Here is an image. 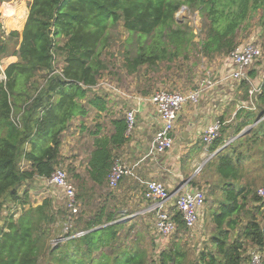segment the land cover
Returning <instances> with one entry per match:
<instances>
[{
  "label": "trees",
  "instance_id": "1",
  "mask_svg": "<svg viewBox=\"0 0 264 264\" xmlns=\"http://www.w3.org/2000/svg\"><path fill=\"white\" fill-rule=\"evenodd\" d=\"M183 7L201 13L204 38L199 52L204 57L228 56L257 12L264 47V0H0V221L9 203L21 210L17 217H6L0 227V264H243L246 245L264 249L259 208L253 212L248 207L261 205L259 187L255 189L256 179H247L245 166L251 161L255 167L258 163L252 161L259 159L264 177V119L242 135L241 149L226 147L211 160L219 177L220 200L212 214L209 246L194 257L176 239L153 257L142 246L139 232L130 238L135 224L123 219L131 213L125 208V194L136 188L143 194L144 187L127 176L117 189L108 184L118 151L127 141L125 115L111 120L110 133L99 135L93 127L94 139L78 142L90 149L85 175L75 166L67 167L74 185L67 178L76 188V214L65 204L55 206L52 197L33 205L19 194L23 182L48 180L59 168L64 134L75 122L82 127L91 108L105 110L104 97L88 93L105 68L100 45L108 29L121 23L137 37L136 54L125 64L129 73H135L188 50L191 32L175 19ZM57 56L63 61L60 67ZM249 75L253 78L255 72L249 70ZM240 83L246 100L250 84ZM252 98L255 109L237 113L243 122L234 135L264 115V82ZM224 132L221 128L220 136L208 145L209 152L224 145ZM189 183L197 186L193 179ZM170 214L178 235L186 229L183 217L175 207ZM244 216L246 222L238 228ZM67 222L73 224L65 238L52 246L50 240ZM77 232L83 233L73 236Z\"/></svg>",
  "mask_w": 264,
  "mask_h": 264
},
{
  "label": "rangeland",
  "instance_id": "2",
  "mask_svg": "<svg viewBox=\"0 0 264 264\" xmlns=\"http://www.w3.org/2000/svg\"><path fill=\"white\" fill-rule=\"evenodd\" d=\"M258 18L259 13L257 12L254 15V19L251 22L252 25L248 29V32L242 33L240 35L238 45L254 42L260 46V48H262V57L253 66H258L259 70L261 71L264 69V47L262 45L261 39L262 31L257 23ZM175 19L177 21V25H180L185 31L191 32V42L188 50L184 51L172 60L161 61L154 67H140L135 73H129L125 67V64L127 58H131L136 54L138 48L137 37L135 35H130L121 26V23H118V25L114 27H110L105 35V41L100 45L101 58L104 61L105 68L99 76V82H110L129 95L149 96L159 90L178 91L183 93L192 90L200 78L204 77L206 70H210V74L212 73L215 79L218 78V72L216 69H218L217 66L220 62L213 61L216 59V57H204L202 54L200 55L199 52L200 41L204 38V21L202 19L201 13L198 10H189L183 7L176 13ZM176 24L172 26L176 27ZM62 42L63 41L59 39L58 43L62 44ZM11 60L12 59H9L7 62H5V64ZM56 63L57 66H62L63 61L60 56L56 57ZM2 69H4V67H2ZM253 72L257 74L258 70L253 69ZM221 87L223 86L220 85L216 88ZM226 88V94L232 92V89L230 88H234L236 90V98H243V91L241 89L240 82H228ZM93 93L101 95L104 98H120L116 94L115 96L114 94L106 93L103 89H100L97 92H89L88 96H91ZM223 95L224 92H221V96ZM213 96L214 95H210L208 98H213ZM231 98H233L232 95ZM246 98H248V94ZM121 101L124 102L120 99L116 100L121 108L119 109L121 112L120 115H123L128 108L127 105ZM92 113L93 111L91 109L88 116L89 119H92ZM253 128H251L249 132ZM74 134L75 133L70 134V130L64 134L63 141L65 142H63L62 150H70V152H73V155L71 157L62 156V163L59 165V168L64 169L67 172L69 180L73 183V185L74 181L67 171V167L74 166L76 157L74 154L75 150L77 152V150L83 149L79 143L77 145L78 147L76 146L75 140L74 142H67V140L70 139V136H74ZM85 137L86 136L80 133L78 142H87ZM201 146L204 147L203 144ZM232 146L233 144L229 145V147ZM257 152L258 150H255V156H258ZM211 160H213V158L207 160V162H204L203 164L201 163L196 166L194 170L196 171L197 168H199V170L197 172L194 171V176L192 177L195 182V186L197 185L196 187H199L205 193V204L201 211L199 221L195 227L192 229L186 228L178 235H176V231H174L165 240H156L154 231L155 215L153 213H148L145 210L149 206V202L143 198L142 194L137 190V188L125 194L127 200L126 207L125 205L124 207L131 213L126 214L123 219H131V223L135 224V228L133 232H131L130 238L135 235V232H139L141 234L140 241L142 246L147 248L149 253L154 255L153 257H155L158 252H161L163 249L167 248L173 239H176V241L180 244V248L185 250L189 257H194L196 253L199 252V249L209 246V238L211 234L214 233L212 214L218 206V200H220L219 177L216 172L215 162ZM252 162L259 164V159L256 158ZM258 164L255 167H252L254 165L251 164V161H249V163H245V166L249 168L246 169V174H248V176L246 175L247 179H250L251 181L256 179L257 186L255 189L264 185V177H262V170H259ZM23 166L25 167L24 163ZM155 180L158 179L155 178ZM118 185L114 189H117ZM210 192L215 193L210 195ZM19 194L23 197L26 196L29 202L33 205L41 202L45 197H52L55 202V206L63 207L64 204L66 205L62 192L54 187H50L47 180L35 178L31 181L23 182L19 187ZM123 199L124 197L121 198V200ZM260 203L261 205L255 204L252 205V207H248L254 212V207L256 208V206H258L259 210L256 213V216L258 220L264 224V202L262 201ZM8 206L10 209L4 212V216H9L12 212L14 217H17L21 211L20 206L13 205L12 203H9ZM245 222V216L241 217L238 228L244 225ZM72 224V222L65 223L63 228L60 230L61 234L55 238H52L50 240V244L53 246L58 242H61L65 238L64 233L66 234L68 232ZM66 226L68 227L66 228ZM245 247L247 250L245 257H247V259L243 264H250L251 253L255 251H258L261 254L262 263L264 264V249L261 250L249 245H246Z\"/></svg>",
  "mask_w": 264,
  "mask_h": 264
},
{
  "label": "crops",
  "instance_id": "3",
  "mask_svg": "<svg viewBox=\"0 0 264 264\" xmlns=\"http://www.w3.org/2000/svg\"><path fill=\"white\" fill-rule=\"evenodd\" d=\"M226 57L227 56H217L216 59L213 60L220 62L217 66L218 69H216L218 72L217 77H220V72L222 73L226 69ZM253 69H257L258 73L255 74L252 80L259 81L260 77L264 74V69L260 71L258 66L251 68V70ZM209 71L210 70H206V72ZM210 75L213 76L212 73ZM227 83V81L219 82L214 88L206 89L198 104L189 103L181 108L171 134L173 140L172 148L166 152H150L152 140L160 126L156 109L151 103H140L137 106L136 124L128 134L125 132L127 141L118 151L119 155L116 160H120L130 168L131 173L127 175V177L137 180L142 187H144L146 181L155 180V178L164 183L168 191L171 194H175L169 201L170 210L175 207L176 192L184 190L191 191L194 188H199L192 187L189 183L194 176V169L196 166L212 159L219 151L229 147L230 144H233V147H237V149H241L239 145L242 135L247 134L251 128L256 127L257 124L264 119L263 117L260 121L255 120L253 123L244 125L242 131L234 135V128L243 122V118H236L237 113L248 109L254 110V99L249 97V95L246 100L243 98H236V90L234 88H230L232 92L226 94ZM220 85L223 87L216 88ZM221 92H224L223 96H221ZM210 95H214L213 98H208ZM231 95L233 98H231ZM104 99L106 102L104 111L98 112L91 108L93 117L92 119L87 118L82 127L81 125L79 126L78 122L74 121L75 125L70 129V134H75L74 136H70L67 142H74L75 140L77 146L80 133L86 136L85 140L87 142L92 141L94 136L90 134L93 127H96L95 130H100L99 135L110 133L111 120L115 117H119L121 113L119 111L121 108L116 100H123L124 102H121L126 104L128 109L133 106L131 100L122 97ZM125 112L123 115H125ZM220 120H223V122ZM215 121L221 123V128L225 130L224 134L226 138L223 146L219 147L214 152H209V144L202 141V132L208 125ZM202 144L204 147L201 146ZM89 149L88 145H86L82 150H77V152L75 150L74 152L76 155L74 166L81 175H85ZM62 155L71 157L73 152L67 149L62 150ZM11 214L13 213L11 212ZM6 217L8 216H4L3 214L0 227L4 226Z\"/></svg>",
  "mask_w": 264,
  "mask_h": 264
},
{
  "label": "built area",
  "instance_id": "4",
  "mask_svg": "<svg viewBox=\"0 0 264 264\" xmlns=\"http://www.w3.org/2000/svg\"><path fill=\"white\" fill-rule=\"evenodd\" d=\"M262 52L260 46L254 42L245 43L236 46L225 60V70L220 77L214 78L209 72L205 77L200 78L192 90L187 92L159 90L149 96L129 95L117 88L110 82L100 81L93 87L92 91L103 89L108 94H116L133 102V106L125 112V122L127 125L126 134H128L136 124L137 106L140 103H151L154 105L160 126L157 129L151 143L150 152L163 153L172 148L173 140L172 130L177 120V114L186 104H198L206 89L214 88L219 82L247 81L250 84L248 90L249 97H254L260 93L264 82V74L259 81L250 78L249 70L253 64L261 58ZM221 123L215 121L208 125L202 132V141L210 144L220 136ZM199 168L195 172H197ZM131 173L128 166L120 160H115L108 175V184L111 188L118 185L120 180ZM48 184L59 189L65 199L66 208L70 213H77L75 202V188L69 182L67 174L63 169H56L47 180ZM257 196L264 202V185L260 186L256 192ZM143 198L149 202L146 212L155 215V237L156 240H165L176 229V225L171 218L169 201L175 194H171L164 183L158 180H148L144 183ZM175 208L181 213L187 229H192L198 223L201 211L205 204V193L200 188H194L191 191L176 192ZM68 226H66L67 228ZM83 232H77L73 236H79ZM72 236V237H73ZM250 264H263L261 254L258 251L251 253Z\"/></svg>",
  "mask_w": 264,
  "mask_h": 264
},
{
  "label": "water",
  "instance_id": "5",
  "mask_svg": "<svg viewBox=\"0 0 264 264\" xmlns=\"http://www.w3.org/2000/svg\"><path fill=\"white\" fill-rule=\"evenodd\" d=\"M178 116H179V113L177 114V118H178ZM263 117H264V115L261 116V117H259L257 120L260 121ZM258 121H257V122H258Z\"/></svg>",
  "mask_w": 264,
  "mask_h": 264
}]
</instances>
